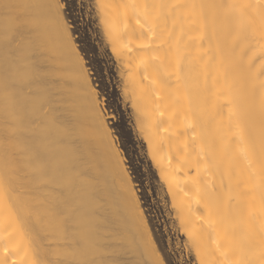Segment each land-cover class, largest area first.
<instances>
[{
	"label": "bare ground",
	"instance_id": "1",
	"mask_svg": "<svg viewBox=\"0 0 264 264\" xmlns=\"http://www.w3.org/2000/svg\"><path fill=\"white\" fill-rule=\"evenodd\" d=\"M63 6L0 0V264H165ZM94 8L197 262L264 264V0Z\"/></svg>",
	"mask_w": 264,
	"mask_h": 264
},
{
	"label": "rangeland",
	"instance_id": "2",
	"mask_svg": "<svg viewBox=\"0 0 264 264\" xmlns=\"http://www.w3.org/2000/svg\"><path fill=\"white\" fill-rule=\"evenodd\" d=\"M94 7L95 0H77V6L72 10L73 17L78 21L74 41H79L76 43L79 50L83 48L80 53L98 93L114 140L134 180L159 255L165 264H199L193 249L187 244L185 233L180 231L167 188L149 158L143 136L137 130L133 108L122 90L123 67L115 60L110 46H107L109 42L105 41L107 39ZM63 11L67 17L65 6ZM70 30L72 32L71 26Z\"/></svg>",
	"mask_w": 264,
	"mask_h": 264
},
{
	"label": "snow or ice",
	"instance_id": "3",
	"mask_svg": "<svg viewBox=\"0 0 264 264\" xmlns=\"http://www.w3.org/2000/svg\"><path fill=\"white\" fill-rule=\"evenodd\" d=\"M49 2H55V0H49ZM61 2L64 4L66 11H68L66 19L72 28V35L76 36L78 31V21L73 17L72 10L76 8L77 0H61ZM65 42H67L66 36ZM76 43H79V41H76ZM27 47L30 59L27 64L28 71L24 73V76L26 78L39 79L42 84L40 90L47 94L48 81L46 78H55L58 74L57 61L39 56V51L42 45L38 41H28ZM80 51H83V48H81ZM53 54H55L54 50Z\"/></svg>",
	"mask_w": 264,
	"mask_h": 264
}]
</instances>
